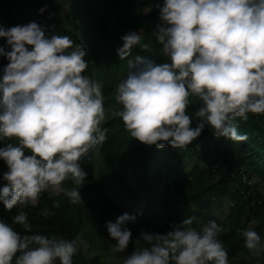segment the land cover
Returning a JSON list of instances; mask_svg holds the SVG:
<instances>
[{
  "label": "clouds",
  "instance_id": "obj_1",
  "mask_svg": "<svg viewBox=\"0 0 264 264\" xmlns=\"http://www.w3.org/2000/svg\"><path fill=\"white\" fill-rule=\"evenodd\" d=\"M157 7L154 35L164 62L133 56L141 29L120 37L115 51L127 61V72L116 86L121 108L112 116L131 138L158 150L187 148L205 127L216 138L246 141L237 119L264 115V0H163ZM0 37L6 41L0 56L8 61L0 76V160L7 166L0 202L9 212L19 208L11 224L0 220V264H73L90 246L84 233L66 239L33 232L23 208L37 206L45 192L84 204L80 190L87 172L80 161L107 140L104 85L85 74V45L54 26L35 20L0 26ZM193 96L200 104L189 112ZM67 180L74 186H65ZM60 206L53 200V209ZM39 214L50 218L55 212L45 207ZM142 215L124 212L105 222L113 253L133 246L122 264H230L219 238L230 229L215 220L197 228L189 216L170 222L163 233L142 230L133 239L129 225ZM237 231L259 264L264 239L251 226Z\"/></svg>",
  "mask_w": 264,
  "mask_h": 264
},
{
  "label": "trees",
  "instance_id": "obj_2",
  "mask_svg": "<svg viewBox=\"0 0 264 264\" xmlns=\"http://www.w3.org/2000/svg\"><path fill=\"white\" fill-rule=\"evenodd\" d=\"M20 1L36 8L39 0ZM65 1L69 6L68 20L76 32L81 34L80 43L87 49V70L91 77L103 83L104 98L115 99L116 86L127 72V61L119 60L115 51L122 46V35L130 31L139 33L141 29L143 39L140 45L132 49L133 56L139 54L164 62L162 46L154 35V26L159 16L157 5H161L163 0ZM0 9L5 15V21L13 26L7 0H0ZM143 44H148L149 48L144 49ZM1 64L0 61V76L3 75ZM199 104L196 97H190L189 112L195 111ZM236 122L240 134H247L246 141L216 138L211 129L205 127L201 136L188 146L187 154L197 160L189 168L172 164L170 157L164 159L163 153L167 146L158 150L154 145L149 147L131 138L119 117L110 118L104 123L103 127L108 129L107 140L100 149L112 178L124 189L128 198L135 200L145 190L164 209L161 221L130 224L133 239L138 238L142 230L163 233L169 230L170 222H180L189 216L195 217L193 226L197 228L215 220L218 225L230 229L219 237L228 253L230 264L236 260L239 264H258L247 253L243 246L244 238L237 229L243 230L251 226L264 239V193L250 182L253 175L264 182V117L250 115L247 121L237 119ZM12 142L15 143L14 140ZM184 155L185 152L176 153L174 157L180 160ZM6 171V164L0 160V188L5 186L2 176ZM243 172L249 174L248 181L243 180ZM166 176H171L172 180L164 186ZM87 177L93 181L88 173ZM93 184L100 192V199H97L99 202L88 200L87 206L93 223L98 216L99 228L104 239H107L105 222H114L125 211L104 194L94 181ZM56 199L61 201V206L53 209L52 202ZM226 201L230 204L228 212L224 211ZM45 207L54 211L55 215L50 218L41 216L40 210ZM23 209L33 225V232L66 239L75 238L80 232L84 233L81 231L80 220L74 219L72 205L63 195L49 197L45 192L37 206H25ZM98 209L101 210L100 214ZM217 210H222L223 213L218 215ZM17 212L18 207L9 212L0 202V220L5 223L11 224V218ZM80 213L82 214L81 209ZM14 227L21 230L19 226ZM107 246L111 247V242ZM263 263L264 259L259 261V264ZM73 264H102V261L99 256H93L87 262L84 250L81 249L73 257Z\"/></svg>",
  "mask_w": 264,
  "mask_h": 264
},
{
  "label": "rangeland",
  "instance_id": "obj_3",
  "mask_svg": "<svg viewBox=\"0 0 264 264\" xmlns=\"http://www.w3.org/2000/svg\"><path fill=\"white\" fill-rule=\"evenodd\" d=\"M8 5L11 8L12 17H13V26L17 24H26L30 21H37L40 24H43L48 27H55L57 32L61 34L70 35L74 40L80 43L81 34L77 33L74 27L70 24L67 14H68V4L65 0H39L36 8L28 6L26 3L20 0H7ZM40 9H46L42 13ZM51 15V19L49 16ZM0 26L4 28L11 27L9 23L5 21V15L0 9ZM6 45L4 38L0 37V47ZM0 61L2 69L7 65L8 61L0 56ZM90 76L89 70L85 73ZM105 101V115L106 121L110 118H113L112 112L119 110L121 106L115 102V99L104 98ZM264 117V115H262ZM105 121V122H106ZM105 122H102V127ZM189 147L184 149H174L170 146L165 148L163 153V158H171V163L183 167H190L192 164L197 162L195 158L190 157L188 152ZM185 155L183 159H176L174 157L176 153H183ZM81 167L93 177V181L104 194H106L111 200H113L119 207L122 208L125 212L130 214L135 213L137 210L141 211L143 215L138 219V222L141 223H150L161 221L164 215V209L162 204L152 196L147 195L146 191H141L140 196L133 200L127 197L123 188H121L117 182L112 178L106 161L101 153L99 147L98 150H90L80 161ZM171 176H166L164 179V186L167 182L171 181ZM93 181L89 177L86 178L85 184L81 188V196L84 201V204L81 205H72L74 210V219L80 220L81 231H84V238L89 242V248L87 251H84V257L88 262L93 256H99L102 264H111L113 262H122V258L127 255L128 252H131L132 248L129 247L126 253H113L111 247H108V243H112L109 236L107 239H104L101 228H99L98 223H100L98 216H96V221L93 223L90 216V210L87 206V201H96L100 199V192L97 187L94 186ZM251 184L259 188L264 193V182H262L256 175L251 177ZM65 186L73 187L71 180L65 181ZM87 206V207H86ZM224 211L228 212L230 209V204L225 202ZM82 210V214L80 213ZM101 211L98 209V214ZM223 213L222 210H217L216 214ZM95 216V215H93ZM88 224H90L88 226ZM232 264H239L237 260L232 262ZM264 264V263H263Z\"/></svg>",
  "mask_w": 264,
  "mask_h": 264
},
{
  "label": "built area",
  "instance_id": "obj_4",
  "mask_svg": "<svg viewBox=\"0 0 264 264\" xmlns=\"http://www.w3.org/2000/svg\"><path fill=\"white\" fill-rule=\"evenodd\" d=\"M242 177H243V180H244V181H248V179H249V174H248L247 172H243ZM42 194H43V193H42ZM42 194H41V196H42ZM18 211H19V208H18ZM23 211L26 212L25 209H23ZM26 213H27V212H26Z\"/></svg>",
  "mask_w": 264,
  "mask_h": 264
}]
</instances>
